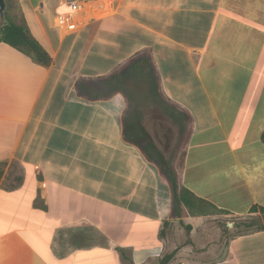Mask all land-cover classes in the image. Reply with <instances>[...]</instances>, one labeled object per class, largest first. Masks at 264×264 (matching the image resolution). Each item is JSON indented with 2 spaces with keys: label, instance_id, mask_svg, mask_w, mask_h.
<instances>
[{
  "label": "crops",
  "instance_id": "0c3cea01",
  "mask_svg": "<svg viewBox=\"0 0 264 264\" xmlns=\"http://www.w3.org/2000/svg\"><path fill=\"white\" fill-rule=\"evenodd\" d=\"M16 3L51 62L0 44V264H264V229L183 214L164 173L264 208V0H96L68 35L63 0Z\"/></svg>",
  "mask_w": 264,
  "mask_h": 264
},
{
  "label": "trees",
  "instance_id": "16d2710c",
  "mask_svg": "<svg viewBox=\"0 0 264 264\" xmlns=\"http://www.w3.org/2000/svg\"><path fill=\"white\" fill-rule=\"evenodd\" d=\"M11 7L12 5L9 3V0H6V9L0 14V44L7 45L17 50L40 65L48 66L51 62L49 55L31 36L23 19H20V21L17 22L11 18ZM150 63L151 61L147 60L145 65L148 66ZM133 68L137 69L135 74L139 75L140 68L138 67V64H135ZM261 140L264 142V132L261 136ZM3 165L4 163H0V177L2 175ZM164 173L170 184L173 201L187 209L190 216H202L204 215L205 207H213L208 202L194 196L185 188L180 187L173 170L166 168ZM220 212L223 213L222 211ZM257 213L260 214L261 219L253 218L248 221H241L235 226L237 231H239L238 234L247 235L260 232L264 229V208L253 206L249 211V214ZM122 256L126 264H132L129 257L124 254ZM161 264H165V262L162 261Z\"/></svg>",
  "mask_w": 264,
  "mask_h": 264
},
{
  "label": "built area",
  "instance_id": "2783aa9c",
  "mask_svg": "<svg viewBox=\"0 0 264 264\" xmlns=\"http://www.w3.org/2000/svg\"><path fill=\"white\" fill-rule=\"evenodd\" d=\"M96 0H63L58 14V25L63 35L77 32L93 16ZM86 14V18L83 15Z\"/></svg>",
  "mask_w": 264,
  "mask_h": 264
},
{
  "label": "rangeland",
  "instance_id": "374dc122",
  "mask_svg": "<svg viewBox=\"0 0 264 264\" xmlns=\"http://www.w3.org/2000/svg\"><path fill=\"white\" fill-rule=\"evenodd\" d=\"M9 3L12 5V7L10 9L11 10L10 11L11 12V14H10L11 18L14 21H17V22L20 21L19 13H15V11H14L16 9V7H17L16 0H9ZM128 83H129V81L126 82L124 87ZM183 138H184V134H182V137H181L182 141H183ZM181 143L183 145V142H181ZM182 210H183V214H185V215L188 214L189 215V211L187 209L183 208ZM203 214L206 215V216L209 215V216H213L214 217V219L211 221V222H213L214 226L220 225V224H222L221 226L227 225L228 229H231L232 225L234 226V229H235V226H237V224L239 222H241V221H248V220H251L253 218L261 219V216H260L259 213L254 214V215H250V216H246V217H243V218H236V217H229V216L226 217V218L225 217H221V215H222L221 212L219 210L214 209L213 207H210V206L205 207ZM178 215H179V213H178ZM180 215L182 216V214H180ZM232 232H233V230H232ZM184 233H188V232L184 231ZM238 233H239V231H237V229H236V230H234L233 234L236 235Z\"/></svg>",
  "mask_w": 264,
  "mask_h": 264
},
{
  "label": "water",
  "instance_id": "95a60500",
  "mask_svg": "<svg viewBox=\"0 0 264 264\" xmlns=\"http://www.w3.org/2000/svg\"><path fill=\"white\" fill-rule=\"evenodd\" d=\"M6 9V0H0V14Z\"/></svg>",
  "mask_w": 264,
  "mask_h": 264
}]
</instances>
